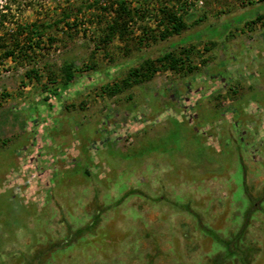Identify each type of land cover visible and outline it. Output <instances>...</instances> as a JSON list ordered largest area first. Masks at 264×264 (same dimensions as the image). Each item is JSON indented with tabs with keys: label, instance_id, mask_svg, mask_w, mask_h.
<instances>
[{
	"label": "rangeland",
	"instance_id": "obj_1",
	"mask_svg": "<svg viewBox=\"0 0 264 264\" xmlns=\"http://www.w3.org/2000/svg\"><path fill=\"white\" fill-rule=\"evenodd\" d=\"M120 2L125 36L103 41ZM169 7L187 25L148 40ZM20 27L28 56L0 58V264H242L240 245L264 264V0H0L5 48Z\"/></svg>",
	"mask_w": 264,
	"mask_h": 264
},
{
	"label": "trees",
	"instance_id": "obj_2",
	"mask_svg": "<svg viewBox=\"0 0 264 264\" xmlns=\"http://www.w3.org/2000/svg\"><path fill=\"white\" fill-rule=\"evenodd\" d=\"M114 8L113 10L115 11L114 15H112L111 19L107 20L105 23V26L103 27L102 31L104 32V36L101 38V40L103 41H107L108 39H110L113 35H117L119 36V38H123L125 36L126 33V28H127V23L128 21L132 18V14L130 9H127L126 6H124L123 2H120L116 5V7H111ZM163 12V16H162V20H160L164 26L163 29L159 31L158 35H156L154 33V31L152 29H149L151 31V33L148 35V40L149 39H156L157 37H162L165 38L168 34L170 33H178L179 31H181L187 24L185 21L186 16H182L177 14V12L172 8H164L161 9ZM187 14V13H186ZM189 16V14H188ZM62 21H65L64 19ZM159 21V22H160ZM42 25H37L36 23V28L34 29V31H30V32H35L36 29H38L39 27H41ZM24 32V27H20L18 28V30H16L12 36H10V39H12V43L11 45L5 48V44L4 43H0V58H8L11 56H14V52L16 51V49L18 51H20V56L21 57H27L28 53H27V49L26 46L24 45V43L21 44L20 41V35L23 34ZM31 34L29 33L28 35H26L24 37V42L27 41L28 39H31ZM142 37V36H141ZM140 37V40H142V38ZM1 39V38H0ZM49 40H52L51 37H49ZM181 58H176L175 56H173V54L167 53L163 56H159L157 57L155 60V62H160L162 64V66L167 67V68H177V62L180 60ZM165 60L167 61L166 64L164 63ZM152 63H150L149 61H146V69L149 70L150 72L154 69H152ZM70 66H66L65 71H66V77L63 79L62 81V86L66 87L68 84H70V81L72 80V73L69 70ZM155 68V67H154ZM141 69H143V67H136L132 70H130L129 76L134 74L137 75L138 71ZM34 69H27L25 71V74L27 76H31V72L34 73ZM143 75H147V73L144 74V72H142ZM126 80H123V82L125 83ZM61 86H57L56 88H53V90H51V92L53 94L57 93L58 90H60ZM45 98L46 95H45ZM225 247L224 249L226 251H228L227 253L231 256H234L233 251L231 252L230 249V241L229 242H225ZM249 247H247L248 250ZM223 250V249H222ZM250 251V250H249ZM249 251H247V253L245 252V248L240 245L239 248V253H240V257L243 261L242 264H250L249 260H245L248 259V253H250Z\"/></svg>",
	"mask_w": 264,
	"mask_h": 264
}]
</instances>
